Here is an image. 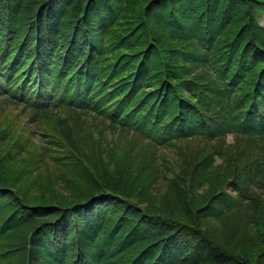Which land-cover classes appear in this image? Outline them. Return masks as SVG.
<instances>
[{
  "label": "trees",
  "instance_id": "trees-1",
  "mask_svg": "<svg viewBox=\"0 0 264 264\" xmlns=\"http://www.w3.org/2000/svg\"><path fill=\"white\" fill-rule=\"evenodd\" d=\"M263 14L0 0V264H264Z\"/></svg>",
  "mask_w": 264,
  "mask_h": 264
},
{
  "label": "rangeland",
  "instance_id": "rangeland-1",
  "mask_svg": "<svg viewBox=\"0 0 264 264\" xmlns=\"http://www.w3.org/2000/svg\"><path fill=\"white\" fill-rule=\"evenodd\" d=\"M259 21H260V24L264 25V14L259 17ZM36 138H38V136H36ZM226 141L227 142L233 141V137L231 134L227 135ZM45 142H46L45 140L44 141L41 140V143H45ZM157 155L160 157L163 155H166L168 158L175 160V154L170 148L159 147V149L157 150ZM225 191L231 192L233 194V191L231 189L225 188Z\"/></svg>",
  "mask_w": 264,
  "mask_h": 264
}]
</instances>
